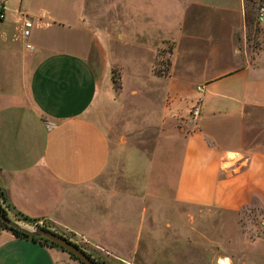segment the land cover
<instances>
[{"label": "crops", "instance_id": "1", "mask_svg": "<svg viewBox=\"0 0 264 264\" xmlns=\"http://www.w3.org/2000/svg\"><path fill=\"white\" fill-rule=\"evenodd\" d=\"M0 2V190L10 217L41 223L97 264H190V254L264 264L246 215L264 218L260 0H176L175 11L173 0ZM167 47L168 74L158 77ZM0 264L80 263L0 230Z\"/></svg>", "mask_w": 264, "mask_h": 264}, {"label": "rangeland", "instance_id": "2", "mask_svg": "<svg viewBox=\"0 0 264 264\" xmlns=\"http://www.w3.org/2000/svg\"><path fill=\"white\" fill-rule=\"evenodd\" d=\"M175 2H176V0H173L174 11L176 9ZM260 5H264V2H262V3L260 2ZM257 8H258V6H257ZM253 14L256 17V10L254 11ZM257 28L258 27H256L254 30H252L251 33L256 34L258 32ZM169 52H170V48L169 47H167L166 50L162 51L161 54H160V58H158V60L156 61V64L154 65V67L152 69V73H154L158 77H163V76L168 74V72L166 70L168 69V65L170 63L168 55H167ZM119 78H120V72L118 71V69L116 67H114L113 70H112V81H113V84H114V89H116V90L119 89V80H120ZM196 89H197V87H196ZM196 108H200V113H201V100H200V97H197V98H195L194 100L191 101L190 108L188 110L189 122L191 121L192 123H194L197 120V119L196 120L192 119V114H193L192 112ZM246 215H247V218L251 222V225H252L251 229L249 231H247V232L251 234L253 240H259L260 242H263L264 241V232L262 230L263 227H262L261 223L263 222L264 218H262V216L260 217L255 210L248 211L246 213ZM9 218L14 220V221H18L17 217H10L9 216ZM19 221H21V220H19ZM19 223H21V222H19ZM33 223H35V222H29V225L27 227L31 228V225ZM224 230H225V225L223 226V225L220 224L219 227H218V231L217 230H215V231L218 232L223 237V235L225 234ZM191 242L192 241H190V245H189L190 253H192V251L194 250L195 253L199 254L200 253V249L193 247V245H191ZM192 248H195V249L192 250ZM249 253H250V251L247 248V253L246 254H247L248 258L251 257L249 255ZM189 259H190V264H200V254L197 255V256H196V254L195 255L190 254ZM254 262H255L254 264L258 263L257 261H254ZM232 264H235V263H232Z\"/></svg>", "mask_w": 264, "mask_h": 264}, {"label": "water", "instance_id": "3", "mask_svg": "<svg viewBox=\"0 0 264 264\" xmlns=\"http://www.w3.org/2000/svg\"><path fill=\"white\" fill-rule=\"evenodd\" d=\"M1 205H2V200L0 196V221L5 223L8 227H11L12 229H15L19 232H22L29 237L45 239L55 244L56 246L60 247L67 253L73 255L82 264H97L88 254H86L81 248H79L76 244L69 241L67 238L58 235L45 228H35V229L28 228L17 221H14L10 218L3 216L1 213Z\"/></svg>", "mask_w": 264, "mask_h": 264}, {"label": "trees", "instance_id": "4", "mask_svg": "<svg viewBox=\"0 0 264 264\" xmlns=\"http://www.w3.org/2000/svg\"><path fill=\"white\" fill-rule=\"evenodd\" d=\"M260 2H264V0H260ZM0 196H1V200H2V205H1V213L3 216L9 218V215L7 213V206H6V197L4 195V193L0 190ZM17 220H23V221H26V222H32L30 220H27L26 218H21V217H17ZM44 228V227H43ZM0 230H7L9 232H11L15 237L19 238V239H24V240H30V241H33V242H39V243H42V244H47L49 246H52V247H57V248H60L58 246H56L55 244L45 240V239H41V238H33V237H29L27 235H25L24 233L22 232H19L15 229H12L11 227H8L5 223L1 222L0 221ZM61 249V248H60ZM63 250V249H61ZM64 251V250H63ZM66 252V251H65ZM69 254V253H68ZM74 260L78 261V259H76L73 255L69 254ZM80 264H82L81 262H79Z\"/></svg>", "mask_w": 264, "mask_h": 264}, {"label": "built area", "instance_id": "5", "mask_svg": "<svg viewBox=\"0 0 264 264\" xmlns=\"http://www.w3.org/2000/svg\"><path fill=\"white\" fill-rule=\"evenodd\" d=\"M4 17H5L4 5L0 2V21H2ZM256 20L259 24L264 22V5L258 6L256 10ZM30 28H31V22L29 20H26L24 23V36H28ZM197 91L200 92V88H197ZM192 113H193L192 119L193 120L198 119V117L200 116V108H196ZM261 225L263 227L262 230L264 232V222H262ZM35 228H43V226L41 223H33L31 225V229H35Z\"/></svg>", "mask_w": 264, "mask_h": 264}]
</instances>
